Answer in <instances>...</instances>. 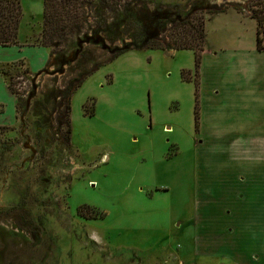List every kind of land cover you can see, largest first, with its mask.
<instances>
[{"label": "rangeland", "instance_id": "obj_1", "mask_svg": "<svg viewBox=\"0 0 264 264\" xmlns=\"http://www.w3.org/2000/svg\"><path fill=\"white\" fill-rule=\"evenodd\" d=\"M21 9L19 46L0 51V264H236L195 236L194 91L210 55L255 49L256 23L237 13L264 15V0H138L142 27L203 18L197 75L189 50H131L96 69L110 19L45 49L42 0Z\"/></svg>", "mask_w": 264, "mask_h": 264}, {"label": "crops", "instance_id": "obj_2", "mask_svg": "<svg viewBox=\"0 0 264 264\" xmlns=\"http://www.w3.org/2000/svg\"><path fill=\"white\" fill-rule=\"evenodd\" d=\"M20 38L18 32V42ZM209 63L210 77L206 84L200 83L194 135L193 205L199 252L236 264H253L252 254H257L254 260L262 264L264 51L256 45L249 50L238 46L210 55Z\"/></svg>", "mask_w": 264, "mask_h": 264}, {"label": "trees", "instance_id": "obj_3", "mask_svg": "<svg viewBox=\"0 0 264 264\" xmlns=\"http://www.w3.org/2000/svg\"><path fill=\"white\" fill-rule=\"evenodd\" d=\"M22 0H0V47H11L18 45V30L22 17L21 9ZM138 0H42V26L40 34L35 38L37 46L45 49H51L55 40L67 35L70 32L84 33L86 29L90 30L88 24L90 19H95L96 27L106 26V19L111 22L107 31L104 33L105 44L99 46L103 56L99 57L93 63L96 69L105 63L111 62L119 55L131 50L160 49L167 51L189 50L194 53L195 74L201 62V54L204 49L205 28L204 20L199 16H186L187 19L175 16L171 21H162V26L153 24L155 18L160 17L158 14L151 15L150 25L155 26V32L149 33V26L142 27L137 22L134 7ZM264 13V10H262ZM106 14L110 17H104ZM216 12L210 13L214 15ZM244 17H249L256 23V49L264 51L262 45L264 37V15L253 10L251 14L243 11L239 12ZM119 15V17H117ZM148 15V14H145ZM114 16L117 19H114ZM124 18L122 31H118L119 20ZM99 21V22H97ZM155 21V20H154ZM158 22V20H157ZM166 23L170 26L169 35L159 36L157 32H163ZM165 32V31H164ZM89 33V32H87ZM122 35L128 37V42L122 40ZM136 35V36H135ZM120 37V40H119ZM89 72L87 76L91 75ZM183 73L182 75H184ZM84 77V76H83ZM196 82V81H195ZM11 84L8 89L12 92ZM199 83H195V112L194 127L198 131L199 121Z\"/></svg>", "mask_w": 264, "mask_h": 264}]
</instances>
